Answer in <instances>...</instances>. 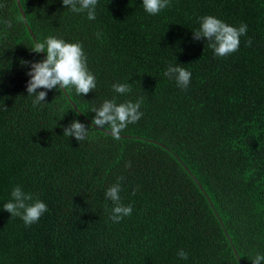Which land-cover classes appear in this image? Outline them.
I'll use <instances>...</instances> for the list:
<instances>
[{"label":"trees","instance_id":"trees-1","mask_svg":"<svg viewBox=\"0 0 264 264\" xmlns=\"http://www.w3.org/2000/svg\"><path fill=\"white\" fill-rule=\"evenodd\" d=\"M18 2L36 43L82 45L96 88L64 90L83 117L112 99L142 100L143 116L116 140L61 90L33 107L22 62L42 58L15 1L0 0V264H251L264 255V0H171L156 15L142 0H98L91 21L61 0ZM208 15L247 25L238 51L214 57L193 38ZM177 64L191 72L186 91L163 75ZM117 83L132 90L117 94ZM73 120L89 127L85 140L63 135ZM118 177L133 210L114 223L105 192ZM15 186L47 205L29 227L3 210Z\"/></svg>","mask_w":264,"mask_h":264},{"label":"clouds","instance_id":"clouds-1","mask_svg":"<svg viewBox=\"0 0 264 264\" xmlns=\"http://www.w3.org/2000/svg\"><path fill=\"white\" fill-rule=\"evenodd\" d=\"M62 6L71 12L80 14L86 13L88 20L96 19V5L98 0H61ZM143 10L149 15H156L163 9L171 6V0H142ZM5 7V5H0ZM6 28L12 27V22L5 19L3 21ZM199 27L192 31L195 40L207 41L208 48L213 50L214 57H226L239 50L240 37L247 35V25L241 23L233 27L213 16H203L198 18ZM102 33L97 32V38ZM251 38L246 41L251 46ZM33 53H45L46 57L37 62H22L29 66L26 75L29 77L26 83L27 96H32V105L36 107L46 100L47 92L53 89L57 91L72 88L77 95H87L96 88V77L87 67V57L83 47L79 42L69 43L54 36L47 37L43 42L35 43L31 49ZM163 75L170 80H174L177 87L187 90L191 80V72L181 65H169ZM38 89H44L38 91ZM112 90L117 94L129 93L131 84L117 83L112 85ZM142 100L136 102L126 101L117 104L115 99L104 100L98 108H93L95 116L91 124L98 129H109L113 139L119 140L121 132L129 125L137 123L143 113L139 110ZM5 110L7 108L3 107ZM88 129L84 123L73 120L68 126L63 128V135L74 137L77 141L85 140L88 136ZM126 167H131L127 163ZM123 177H118L117 182L110 186L105 192V199L113 204L109 219L114 223H119L124 217L132 213L131 205L121 203V185ZM133 189V194L135 193ZM12 200L3 205V210L11 217H19L25 227L37 223L40 217L48 211L47 205L39 199H34L33 194L26 193L20 186L13 187L11 191ZM32 201V203H29ZM179 259L187 260L188 253L183 249L177 252ZM264 255H256L251 264H262Z\"/></svg>","mask_w":264,"mask_h":264},{"label":"water","instance_id":"water-1","mask_svg":"<svg viewBox=\"0 0 264 264\" xmlns=\"http://www.w3.org/2000/svg\"><path fill=\"white\" fill-rule=\"evenodd\" d=\"M14 1H15V4H16V6H17L18 11L20 12V16H21V19L23 20V24L25 25L26 30H27V32H28V34H29L31 40L33 41V43H34V45H35L36 42L34 41V37H33V34H32V32H31V30L28 28L27 24H26L25 21H24V14H23V12H22V10H21V8H20L19 2H18V0H14ZM39 55H40V57H41L42 59L45 58L44 55H43V53H39ZM61 91H62V93L64 94V96L67 98L69 104L71 105V107L73 108V110L76 112V114H77L78 116H80V117H81V118H82L87 124L91 125L93 128H95V129H97V130H100V131H102V132H104V133L110 134L108 130H105V129H98V128H96L95 126H93L89 120H87L85 117H83V116L81 115V113H80V112L78 111V109L75 107V105L73 104V102L69 100V98H68L67 93L65 92V90H61ZM120 137H128V136H126V135H120ZM148 141H150V142H154V141H152V140H148ZM158 144L161 145L160 143H158ZM193 179H194V178H193ZM194 180H195V179H194ZM196 183H197V182H196ZM197 186H198L199 189H201V186L199 185V183H197ZM206 199H207V197H206ZM207 200H208V199H207ZM224 233H225V232H224ZM225 236H227L226 233H225Z\"/></svg>","mask_w":264,"mask_h":264}]
</instances>
